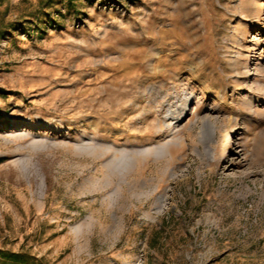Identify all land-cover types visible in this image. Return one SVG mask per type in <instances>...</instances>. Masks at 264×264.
I'll use <instances>...</instances> for the list:
<instances>
[{"label": "rangeland", "instance_id": "1", "mask_svg": "<svg viewBox=\"0 0 264 264\" xmlns=\"http://www.w3.org/2000/svg\"><path fill=\"white\" fill-rule=\"evenodd\" d=\"M3 251L264 264V0H0Z\"/></svg>", "mask_w": 264, "mask_h": 264}, {"label": "trees", "instance_id": "2", "mask_svg": "<svg viewBox=\"0 0 264 264\" xmlns=\"http://www.w3.org/2000/svg\"><path fill=\"white\" fill-rule=\"evenodd\" d=\"M72 0H69L71 3ZM0 259L2 264H24V256L20 253H10L8 251L0 252Z\"/></svg>", "mask_w": 264, "mask_h": 264}, {"label": "bare ground", "instance_id": "3", "mask_svg": "<svg viewBox=\"0 0 264 264\" xmlns=\"http://www.w3.org/2000/svg\"><path fill=\"white\" fill-rule=\"evenodd\" d=\"M10 134H13V132H11Z\"/></svg>", "mask_w": 264, "mask_h": 264}]
</instances>
